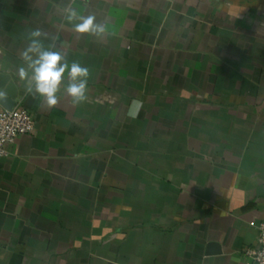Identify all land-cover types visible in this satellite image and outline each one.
Instances as JSON below:
<instances>
[{
    "label": "crops",
    "instance_id": "0c3cea01",
    "mask_svg": "<svg viewBox=\"0 0 264 264\" xmlns=\"http://www.w3.org/2000/svg\"><path fill=\"white\" fill-rule=\"evenodd\" d=\"M68 5L108 34L76 33ZM34 29L89 68L86 102L25 92ZM0 74L34 120L0 158V264H252L264 0H0Z\"/></svg>",
    "mask_w": 264,
    "mask_h": 264
},
{
    "label": "clouds",
    "instance_id": "9594fccd",
    "mask_svg": "<svg viewBox=\"0 0 264 264\" xmlns=\"http://www.w3.org/2000/svg\"><path fill=\"white\" fill-rule=\"evenodd\" d=\"M64 18L73 30L82 35L98 39L108 34V26L97 22L95 15H83L76 8L68 5L64 9ZM47 36L40 29L30 33L27 47L22 53L24 65L18 67L19 78L25 82V92L39 97L49 108L56 107L61 100V88L71 103L81 104L88 99V79L90 70L79 61L69 60L65 53L54 45L45 46ZM4 93H0L3 98ZM143 107V101L134 99L128 110V117L135 119Z\"/></svg>",
    "mask_w": 264,
    "mask_h": 264
},
{
    "label": "built area",
    "instance_id": "2783aa9c",
    "mask_svg": "<svg viewBox=\"0 0 264 264\" xmlns=\"http://www.w3.org/2000/svg\"><path fill=\"white\" fill-rule=\"evenodd\" d=\"M86 2L88 0H70ZM34 131V120L28 110L15 105L11 110L0 108V158L8 157L9 146L23 135ZM257 237L253 247L246 251L252 264H264V221L256 225Z\"/></svg>",
    "mask_w": 264,
    "mask_h": 264
},
{
    "label": "water",
    "instance_id": "95a60500",
    "mask_svg": "<svg viewBox=\"0 0 264 264\" xmlns=\"http://www.w3.org/2000/svg\"><path fill=\"white\" fill-rule=\"evenodd\" d=\"M0 88L1 93H4L3 98H0V106L4 109L11 110L16 105L17 92L9 76L6 74H0ZM219 252L218 245L216 243H208L207 254H213Z\"/></svg>",
    "mask_w": 264,
    "mask_h": 264
}]
</instances>
